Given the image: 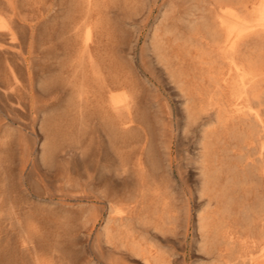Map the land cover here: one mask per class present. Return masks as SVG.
I'll return each mask as SVG.
<instances>
[{"label":"rangeland","instance_id":"rangeland-1","mask_svg":"<svg viewBox=\"0 0 264 264\" xmlns=\"http://www.w3.org/2000/svg\"><path fill=\"white\" fill-rule=\"evenodd\" d=\"M196 1L198 0H0V69L3 67L0 70V84L9 81L7 61H19L16 70L21 86L16 88L12 101L23 99L26 104L25 110L18 113V120L10 122L6 120L10 99L0 93V138L4 134L11 137L13 133L12 143L9 142L3 156L10 161V165L12 163V172L8 170L13 183L9 197L20 205L30 203L31 211L43 218L42 222L51 237L57 242L61 240L64 252L59 258L51 260V252L44 254V258L50 263L66 264L65 256H70L77 264H149L169 256L173 264H219L204 256L197 238L196 223L206 208L203 202L205 194L201 192L204 126H191L187 124L186 118L187 111H191L195 105L204 106L208 102V97L205 98L208 96V80L205 76L209 71L200 59L204 54L194 46V41L192 44L184 23L190 11L188 9ZM216 1L226 7L241 4L240 0H205L201 6ZM78 23L83 25L79 26ZM70 30L77 33L72 31L68 34ZM87 33L92 37V51L98 45L93 52L102 66L103 77L100 80L89 78L82 87V92L71 84V63ZM13 37L17 40L16 44H11ZM68 40L71 41L67 43ZM72 42L76 44L72 45ZM186 44H190L189 49L188 46L187 49L183 48ZM70 46L76 47L71 49ZM98 52L105 56H100ZM198 52L201 56H198ZM22 57H29L33 75L32 89ZM180 70H184L183 73ZM75 81L79 86L82 80L77 78ZM6 88V92L11 90V87ZM123 92L134 98L129 107L119 100ZM196 92L200 94L197 93L196 96ZM110 95L117 97V107L109 104ZM187 98H190L188 102ZM203 100L206 103L203 104ZM211 113L215 115L214 111ZM105 118L108 123L113 124L107 126ZM80 134L92 138V144L83 158L72 152L73 145L70 147L67 141ZM134 135L138 139L142 138V141H131ZM88 140L84 145H87ZM143 140L142 162L145 169L141 173L137 157L138 145ZM49 142L64 147L66 153L54 161L47 160L46 149ZM24 153L27 155V167L23 177L18 166ZM121 167L129 169L126 179L119 177ZM151 173L154 181L150 179ZM89 174L94 178L93 185L86 184ZM1 184L0 177V194ZM59 186L63 192L81 189L85 191L82 193L91 197L81 201V204L73 201H63L64 204H61L58 197L49 200L36 197L38 188L43 190L48 187L56 192ZM157 186L173 202L177 218L172 227L170 224L160 225L162 222L157 218L160 211L152 213L155 204L152 199H148L150 195L148 197L142 193ZM100 192H107L108 199L129 195L136 197V204L141 207L142 215L148 217L150 222L149 226L139 231L137 240L141 249L136 247L139 249L136 251L135 248H125L124 245L119 250L113 249V244L106 240L108 231H112L109 232L112 234L118 226L124 229V225L123 222L116 221L114 214L109 212L106 198H95V193ZM68 217V225L61 224L62 219ZM9 234L14 242L15 254L18 255L21 235L15 230ZM150 254L158 258L153 260Z\"/></svg>","mask_w":264,"mask_h":264},{"label":"bare ground","instance_id":"bare-ground-1","mask_svg":"<svg viewBox=\"0 0 264 264\" xmlns=\"http://www.w3.org/2000/svg\"><path fill=\"white\" fill-rule=\"evenodd\" d=\"M203 2H205V0L196 1V4H193L191 9H188L190 11L187 14V18L184 19L185 27L189 32L188 36L190 34L192 44L194 41L196 43L194 46H197L199 50H201L200 52L204 54L202 57L200 52H198V56H201L200 59H202V62L206 65L205 69H208L207 71H209L208 75L205 76V78L207 77L208 80V96H205V98L208 97V102H204L205 98H203V104L206 103V105H195L192 110L190 109L191 111H187L186 113L187 124H190L191 126L195 125L196 127L204 126L202 129V148H204V153L202 155L204 157L203 161H201V163L203 162L201 164V192L205 194L203 202L206 208L204 212L199 215L198 222L196 223L197 238L200 243V249L204 256L212 262L215 261V263L218 262L219 264H264V0H240L241 4L236 3L235 6L228 7L222 5V3L218 1L213 3L211 2L209 5L201 6ZM197 12L200 13L198 14ZM74 26L72 28H74ZM85 26L83 28H85ZM75 29L74 31H76ZM72 31L73 30L68 31V34ZM23 34L25 36V33ZM185 35H187V33ZM21 38L23 39V37ZM70 41L71 40H68L67 43ZM16 43L17 40L15 37H13L11 44ZM73 44L76 43L72 42V45ZM102 44L105 45V43ZM189 45L186 44V46L184 45L185 47L183 46V48L188 46L189 49ZM91 46L92 37L90 33H87L81 41L80 49L77 50V52L75 51L76 53L71 63L73 65V69H71L73 70V82H71V84L73 83V87H76L80 91H82L81 89L84 84H87V80H89V78L100 80L103 77V72L101 71L102 66L94 55L96 53L93 52L96 47H98V45H96L93 51ZM75 47L71 48L70 46L71 49H75ZM190 48H192V46ZM105 49L104 51H106ZM100 51H102V49ZM71 53L73 52L71 51ZM98 53L100 56L103 55L100 52ZM103 56H105V54ZM194 56L197 57V55ZM110 58L113 59V57ZM21 61L24 63H22L25 65L24 67H26L30 89H32L33 75L31 72L29 57H22ZM102 61L101 63H104ZM18 62L12 63V61H7V68H5L6 70L8 69L7 78L9 81H6L7 83L2 85L0 84V93L10 99V101L8 100L9 112L6 115V120L10 122L17 121L19 118L18 113L20 111H24L26 106L23 99L12 101L13 97H15L14 92L16 88L21 86L16 70L19 65ZM106 63L107 62H105V64ZM107 65L109 64L107 63ZM111 67L112 65L110 68ZM175 67H173V69ZM111 70H113V67ZM107 71L109 72V70ZM182 71L180 70V72ZM69 72L70 70H68V73ZM184 73H186V70ZM203 74L205 75L207 73ZM115 76L117 77V75ZM184 77L186 78V75ZM77 78H80V80L83 81L79 83V86H77V82L75 81ZM181 80L179 82H182ZM88 84L91 85L92 83ZM189 84L193 85L192 83ZM7 86L11 87V90L6 92ZM180 86L182 85L180 84ZM111 87L113 86L111 85ZM197 93L199 92H196V96ZM120 97L121 99L119 100L128 107L134 102L132 95L127 94L126 92H123ZM99 98L101 99V97ZM116 98L117 97L113 95L109 96V104L113 107L116 106ZM186 100L188 102L190 98H187ZM212 111L215 113L214 116L211 113ZM119 116L121 118V115ZM110 117H112V115ZM107 118H105L106 120H104V123L107 122ZM116 120L118 119L116 118ZM110 123L113 124V122H107V126H111ZM11 137H13V133ZM11 137L7 134H4L2 138H0V177L2 183V192L0 194V260L2 264H53L50 263L48 259L44 258V254L45 252H51V260L54 258H59L63 251L61 240L57 242L56 239L51 237L49 230L42 222L43 218L38 216L39 214L36 215L31 211L30 203L20 205L13 202L9 197L11 189H13V187H11V184L13 183L10 178L11 176H9L10 171L8 170L12 169V163L10 165V161H8L3 156L5 155L7 145L12 140ZM91 139V137L89 138L85 134H80L78 136L70 137L67 139V141L68 144H70V147L73 145L72 152L75 155L83 158L88 147L92 144ZM87 140V145H84ZM139 140L142 141V138L138 139L136 135L131 137V141L138 142ZM144 143L145 141L143 140V142L138 145L139 156L137 157V165L140 166L141 173H143L145 169V164L142 162ZM64 145L65 144H63V146ZM47 148V160L54 161L58 156L60 157L66 153V149L64 147H59L55 142H49ZM21 159L22 162L18 166V169L23 176L27 167L25 164L27 162V155L24 153ZM128 175L129 169L126 167H121L119 177L121 179H126ZM87 178L86 184L93 185V176L89 174ZM150 179L154 181V176L152 173L150 174ZM69 186L72 187L70 183ZM58 188L59 189L56 190L57 193L52 192L50 189H48V187H44L43 190L38 188V193H36L37 196H35L38 198L43 197L48 200L49 198L52 199L58 197L61 204H64L63 201H73L75 204H81V201L91 197V195L87 193H82L85 191L81 189L71 190L72 188H70L71 191L68 190L67 192H63L60 190V186ZM142 193L144 196L149 197L150 195V198L148 199L153 200L152 202L155 204V207H152V213L160 211L157 216V218L159 217L162 222L160 225L164 226L166 224H170L172 227L177 216L174 213L175 209L173 208V202L170 201L167 194L165 192H160L158 186L154 188H148ZM94 196L96 199H101V197L106 198L110 207L109 212L114 214V219L116 221L123 222L124 229H121L118 226V228L112 234L109 233L112 231H108L107 229L108 232L106 233V240L110 244H113L112 248L118 249L120 246L124 245L125 248L130 247L135 248L136 250L141 247V244L139 246V240H137L139 231L149 226L150 222L148 217L142 215L141 207L138 205V203L136 204V197L134 195H129L123 198L114 197L113 199H108L109 195L107 192H100V194L95 193ZM160 204L162 205L160 206ZM146 216L148 215L146 214ZM62 223L67 226L69 223V217L63 218L61 224ZM110 223L111 222H109V224ZM158 224L159 223H157V226H159ZM12 230L17 231L18 234L21 235V244L19 248L20 254L18 255L15 254L14 242L12 241V237L9 234ZM53 235L55 234L53 233ZM56 237L58 236L56 235ZM150 257H152L151 254ZM155 257H152L153 260ZM65 258L67 260L66 264H77L70 256H65ZM161 259H157L158 261L154 260V263L150 262L149 264H173V260H171L169 256L164 257L162 260Z\"/></svg>","mask_w":264,"mask_h":264}]
</instances>
